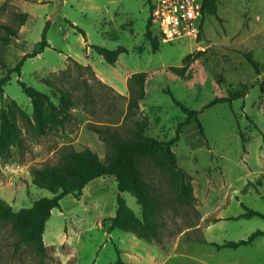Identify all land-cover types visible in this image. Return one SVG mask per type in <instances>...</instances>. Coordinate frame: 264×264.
<instances>
[{"label": "rangeland", "instance_id": "obj_1", "mask_svg": "<svg viewBox=\"0 0 264 264\" xmlns=\"http://www.w3.org/2000/svg\"><path fill=\"white\" fill-rule=\"evenodd\" d=\"M56 1L0 0V38L8 36L6 27L17 32L6 42L0 39V79L5 74L2 66L14 67L33 51L44 32L48 43L40 54L25 60L19 73L11 74L3 87V105L0 98V110H8L9 100H14L25 114L10 107L24 147H11L7 157H0V199L14 211L52 196L32 184L30 170L56 163L63 147L89 148L100 161H107L111 146L92 128H116L127 136L128 124L122 125L131 117H143L150 136L169 140L184 118L172 99L200 110L214 97H226L245 85L247 89L231 104L218 103L199 114L204 135L200 148L192 149L190 139L181 136L185 129L171 147L179 168L192 178L190 206L179 201L176 185L164 171L148 160L141 162L158 206V243L106 230L119 195L115 178L106 176L86 185L79 198L66 195L60 208L51 211L43 233L44 264H113L118 258L127 264H264V236L239 249L217 250L211 245L264 231L263 218H236L247 210L264 215V180L257 185L264 176V0H217V16L203 18L197 38L167 43L152 29L157 51L144 35L150 6L157 0H67L58 13ZM92 45L122 46L127 53L109 65ZM247 54L257 70L246 60ZM187 55L192 57L183 63ZM186 64L182 76L170 69ZM87 65L90 70L83 67ZM139 72L146 74V97L130 111L128 80ZM19 82L54 103L60 90L68 92L72 117L54 133L34 135L32 104ZM205 182L209 193L202 198ZM121 196L141 218L136 199L128 193ZM17 241L10 225L0 222V264L41 262L32 247L17 246ZM152 256L155 261L149 260Z\"/></svg>", "mask_w": 264, "mask_h": 264}, {"label": "trees", "instance_id": "obj_2", "mask_svg": "<svg viewBox=\"0 0 264 264\" xmlns=\"http://www.w3.org/2000/svg\"><path fill=\"white\" fill-rule=\"evenodd\" d=\"M153 8L154 4L150 6V12ZM201 13L202 21L207 16L216 17L217 0H202ZM20 15L23 18L28 17V13ZM152 29L155 28L149 16L144 35L146 40L149 41L152 50L157 51L158 41L152 35ZM6 30L8 36L4 39L0 38L5 42L8 41L9 35H17V32L10 27H6ZM47 46L48 43L44 32L42 40L35 46L33 51L25 54L14 67L6 69L5 66H2L5 70V74L0 79L2 105L4 103L3 87L11 80V74L14 72L19 73L27 58L35 57ZM91 49L109 65L115 64L121 54L127 53V49L122 46L116 49H109L104 46L92 45ZM191 57V55L184 57L183 63H186ZM246 60L257 70V63L250 55H246ZM75 63L79 65L77 62ZM83 67L91 69L90 65ZM187 67L188 65L186 64L183 67H171L170 69L175 75L182 76L187 71ZM145 78L146 74L139 72L132 74L128 80L130 111L137 109L138 103L146 97L144 89ZM19 85L32 104L31 117L33 125L31 128L34 135L41 137L54 133L64 126L65 120L72 117L70 114L72 102L68 92L60 90L58 93L60 94L59 100L54 103L47 95L25 83L19 82ZM246 89L247 85L230 92L226 97H214L200 110L189 108L172 99L174 104L184 114V118L176 124L174 136L169 140L150 136L149 122L143 117H131L128 122L126 121L122 125L125 127L128 124L127 136H122L118 131L119 129L116 130V128H92L101 141L109 143L111 146L112 152L107 161H100L98 155L89 148L76 151L69 146L63 147L56 163H46L32 167L30 170L32 184L39 189L49 191L52 196L40 198L34 201L30 208L20 209L19 211H14L5 200L0 199V222L9 224L11 229L18 235L17 246L28 245L32 247L41 259L39 264H44L46 247L43 244V233L51 211L60 208V201L66 195L70 194L79 198L86 185L91 181L101 177L113 176L119 195L117 196L115 215L109 219V225L106 230L109 232L120 230L145 242L158 243L160 241L157 221L158 206L150 192L148 183L144 179L140 168L141 162L148 160L164 171L174 181L179 201L190 206L194 200L191 186L192 178L183 169L179 168L177 158L171 147L179 141L181 131L191 124L196 125L200 135L204 138L203 127L198 117L199 114L218 103L231 104L234 100L243 97ZM164 92L170 93L168 89L164 90ZM9 101L6 107L8 110L5 111L4 108L0 110V157H7L11 147L17 150H21L24 147L23 138L17 123V115L10 107L14 108L22 117H25V114L14 100ZM262 180H264V176L257 180V185H261ZM122 193H128L136 199V203L141 209V218H138L127 206L125 199L121 196ZM252 217L264 219V215L252 210H247V212L239 216V218ZM262 236H264V231L256 230L245 240L227 241L223 244L211 243V245L217 250L237 249L250 245L256 238ZM113 264L127 263L118 258Z\"/></svg>", "mask_w": 264, "mask_h": 264}, {"label": "built area", "instance_id": "obj_3", "mask_svg": "<svg viewBox=\"0 0 264 264\" xmlns=\"http://www.w3.org/2000/svg\"><path fill=\"white\" fill-rule=\"evenodd\" d=\"M202 0H157L150 12L152 25L167 43L197 38L202 25Z\"/></svg>", "mask_w": 264, "mask_h": 264}, {"label": "crops", "instance_id": "obj_4", "mask_svg": "<svg viewBox=\"0 0 264 264\" xmlns=\"http://www.w3.org/2000/svg\"><path fill=\"white\" fill-rule=\"evenodd\" d=\"M181 136L183 138H189L190 139V143H191L190 144V147L192 149L197 148V147L200 148L202 146V139L203 138L200 136V133H199V131H198V129H197V127H196L195 124H191L190 126L186 127L185 130L183 131V133L181 134ZM222 182L223 181H221V184L224 185V182L226 184V181H224L223 183ZM205 184H206L207 187L203 191H201V193H200L202 195V198H205L208 195V193H209V190H208V187H209L208 186V182L207 183L205 182ZM234 197H237V196L234 195ZM215 212H217V210H214V212H212V213H215ZM208 215L209 214L207 212H205V215L204 216L207 217ZM241 215H242V213L239 214V215H237L236 218H239V216H241ZM218 217H221V218L225 219L226 217H228V215H218ZM252 243L250 245H248V246H251ZM239 248H237V249H239ZM149 260L150 261H155V259L153 260V256L150 257Z\"/></svg>", "mask_w": 264, "mask_h": 264}, {"label": "water", "instance_id": "obj_5", "mask_svg": "<svg viewBox=\"0 0 264 264\" xmlns=\"http://www.w3.org/2000/svg\"><path fill=\"white\" fill-rule=\"evenodd\" d=\"M67 0H57L56 1V8H57V13L60 11V9L62 8V6L64 5V3L66 2ZM264 80V77L262 78Z\"/></svg>", "mask_w": 264, "mask_h": 264}]
</instances>
